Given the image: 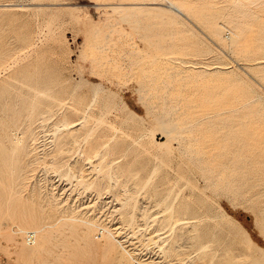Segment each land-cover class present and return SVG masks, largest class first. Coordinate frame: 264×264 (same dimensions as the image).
Listing matches in <instances>:
<instances>
[{
	"label": "rangeland",
	"instance_id": "374dc122",
	"mask_svg": "<svg viewBox=\"0 0 264 264\" xmlns=\"http://www.w3.org/2000/svg\"><path fill=\"white\" fill-rule=\"evenodd\" d=\"M166 1L0 0V264H264V0Z\"/></svg>",
	"mask_w": 264,
	"mask_h": 264
},
{
	"label": "bare ground",
	"instance_id": "6f19581e",
	"mask_svg": "<svg viewBox=\"0 0 264 264\" xmlns=\"http://www.w3.org/2000/svg\"><path fill=\"white\" fill-rule=\"evenodd\" d=\"M168 1V2H167ZM166 2L169 4V7H173V9L174 8H176L175 10H178L179 12H180V10H182L177 4H175V2L173 1V0H167ZM242 3V2H241ZM179 4V3H178ZM243 4V3H242ZM239 5V6H237V8L235 9V12H233L232 14H231V18L234 20V21H239V22H242L243 23V21H245V20H243L244 19V17H245V15H246V11L243 9L244 7H243V5ZM168 7V8H169ZM251 14H253L252 12H251ZM237 39V38H236ZM235 41V40H234ZM1 56V55H0ZM33 102V101H32ZM32 111V110H31ZM30 111V112H31ZM35 113V112H34ZM40 113V112H39ZM38 113V114H39ZM16 115V114H15ZM2 116V115H1ZM18 117V116H17ZM21 117V116H20ZM24 117V116H23ZM26 118H29V116L28 117H26ZM24 120V119H23ZM11 123H12V121H11ZM32 123V122H31ZM2 124V123H1ZM13 124V123H12ZM17 124H19V123H17ZM16 124V125H17ZM26 124V123H25ZM21 125V124H20ZM3 127V126H2ZM12 128V127H11ZM25 129V128H24ZM162 129V128H161ZM18 130V129H17ZM13 131V130H12ZM171 131V129H164L163 130V133H164V135L165 136H167V138H169V134L171 133L170 132ZM23 132V131H22ZM5 134V133H4ZM17 134V133H16ZM6 136V135H5ZM16 136V135H15ZM14 136V137H15ZM18 136V135H17ZM35 136V135H34ZM16 142L17 143H19L21 140L19 139V138H16ZM15 142V143H16ZM25 143V142H24ZM162 144V143H161ZM14 145H16L17 146V144H14ZM25 146V145H24ZM13 149H15L14 148V146L12 147ZM10 152V151H9ZM7 154V153H6ZM7 160V159H6ZM14 162H15V160H14ZM12 165V164H11ZM14 167V166H13ZM11 172V171H10ZM14 173V172H13ZM8 175V174H7ZM3 180V179H2ZM11 180H13L12 178H11ZM5 182V181H4ZM3 182V183H4ZM7 183V182H6ZM10 184V183H9ZM12 184V183H11ZM10 187H11V185H10ZM18 190V189H17ZM16 191V190H15ZM11 192V191H10ZM9 196H10V194H9ZM2 197V196H1ZM11 199V198H10ZM47 203V202H46ZM10 208V207H9ZM54 209V208H53ZM42 210V209H41ZM2 211V210H1ZM26 213V212H25ZM24 213V214H25ZM62 213H63V211H62ZM46 214V213H45ZM54 214V213H53ZM72 215V214H71ZM25 216V215H24ZM56 216V215H55ZM75 215H72V217L70 218V219H68V216H65L68 220H71V219H73L74 221L75 220H80V219H82L83 220V218H79V219H77V217H74ZM78 216V215H77ZM26 217V216H25ZM41 217H42V214H41ZM49 217V216H48ZM51 217V216H50ZM63 217V216H62ZM3 218V217H2ZM60 219V218H59ZM58 220V219H57ZM81 220V221H82ZM40 221V220H39ZM80 221V222H81ZM83 221H85V220H83ZM82 221V222H83ZM99 221V220H98ZM20 222V221H19ZM37 222V221H36ZM85 222H88V225H89V227L90 226H92V228H94V229H96L97 230V233L98 232H100V237H103V241H105V243H104V249L105 250H110L112 247H115L116 245H118V246H120V248L123 250H121V252L120 253H122L123 252V254L125 253L126 255H128L131 259H132V262H131V264H144L143 262H142V260H141V258H140V260H138V259H136V258H134V256L131 254L132 252H130L131 250L130 249H128L127 247H126V245H124L123 244V242H122V240L120 239V237H118L115 233H114V231L113 230H111L110 228H109V226L106 224V226L104 225V224H97V222H94V221H91V220H86ZM27 223H28V221H27ZM40 223H42V222H40ZM56 223V222H55ZM84 223V222H83ZM100 223V222H99ZM0 224H1V222H0ZM13 224H15L16 225V223H13ZM12 224V225H13ZM44 224H46V222L44 223ZM44 224H41V225H37V223H36V226H28V227H19V233H21V234H23L22 235V237H24V245L23 244H21V248L19 247V249H21V251H24L23 252V254L25 255V254H28V255H34V253H36V254H38L37 256H38V258L41 256L40 254H43V253H41V252H44V251H42V250H44V248L45 247H48V245H47V243L51 240V238H50V236H49V234L51 233H49V229L48 228H46V226L44 225ZM59 224V223H58ZM62 224H64V223H62ZM66 224H68V223H66ZM79 224V223H78ZM85 224V223H84ZM48 225V224H47ZM51 225V224H50ZM54 226V225H53ZM52 226V227H53ZM58 226V225H57ZM71 226V225H70ZM74 225L72 224V227H73ZM80 226V225H79ZM11 227V226H10ZM48 227H51V226H48ZM51 227V228H52ZM59 227H61V226H59ZM58 227V228H59ZM76 227H78V226H76ZM13 228V227H12ZM12 228H11V230H12ZM74 228H75V226H74ZM92 228H89V230L90 229H92ZM112 228V227H111ZM56 229V228H55ZM60 229V228H59ZM71 229V228H70ZM94 229H93V231H94ZM1 230V229H0ZM87 230V229H86ZM10 231V230H9ZM14 231V230H13ZM12 231V232H13ZM60 231V230H59ZM73 231H75V230H73ZM88 231V230H87ZM14 232H16V233H18V231H17V228H16V231H14ZM60 232H62V231H60ZM1 233H2V231H1ZM57 233V232H56ZM73 233V232H72ZM89 233H91V231H88V235H90ZM5 234H7V231L5 232ZM52 234L53 233H51V236H52ZM8 236H9V238H11V236L9 235V233L7 234ZM76 235V234H75ZM88 235H85V238H89L88 237ZM97 235V234H96ZM95 235V236H96ZM99 235V234H98ZM87 236V237H86ZM54 237V236H53ZM97 237V236H96ZM100 237H98V238H100ZM13 238H14V236H13ZM12 239V238H11ZM10 239V240H11ZM102 239V238H101ZM15 240V239H14ZM61 240V239H60ZM21 242H23V241H21ZM20 242V243H21ZM58 242V241H57ZM85 242V241H84ZM87 242V241H86ZM50 243V242H49ZM93 243V242H92ZM91 243V244H92ZM96 243V242H95ZM87 244V243H86ZM97 244V243H96ZM47 245V246H46ZM59 245V244H58ZM93 246V245H92ZM101 247V245H95V247ZM57 247V246H56ZM94 246L92 247V248H95ZM97 248H95V249H97ZM48 249V248H47ZM116 249H117V247H116ZM115 249V250H116ZM118 249H119V247H118ZM103 250V249H102ZM19 251V250H18ZM21 251H19V252H21ZM46 251V250H45ZM106 251V252H107ZM17 252V251H16ZM49 252V251H48ZM104 252V251H103ZM105 252V253H106ZM116 253V252H115ZM119 254V253H118ZM124 254V255H125ZM40 255V256H39ZM238 255H239V253H238ZM127 256V257H128ZM42 257V256H41ZM40 257V259H43V258H41ZM118 257V256H117ZM120 257V256H119ZM238 257V256H237ZM121 258V257H120ZM243 258V257H242ZM36 259H37V257H36ZM116 260H117V258H116ZM124 260H126V258L124 259ZM121 262H122V260H121ZM123 263V262H122ZM38 264V263H37Z\"/></svg>",
	"mask_w": 264,
	"mask_h": 264
}]
</instances>
